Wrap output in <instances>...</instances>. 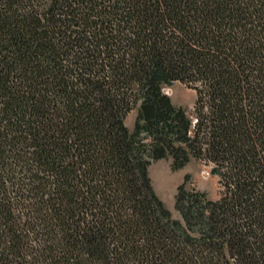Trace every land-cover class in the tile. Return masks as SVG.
<instances>
[{
  "label": "trees",
  "instance_id": "trees-1",
  "mask_svg": "<svg viewBox=\"0 0 264 264\" xmlns=\"http://www.w3.org/2000/svg\"><path fill=\"white\" fill-rule=\"evenodd\" d=\"M0 264H264V0H0Z\"/></svg>",
  "mask_w": 264,
  "mask_h": 264
},
{
  "label": "rangeland",
  "instance_id": "rangeland-1",
  "mask_svg": "<svg viewBox=\"0 0 264 264\" xmlns=\"http://www.w3.org/2000/svg\"><path fill=\"white\" fill-rule=\"evenodd\" d=\"M164 91L171 97L174 104L193 110L196 101V92L186 84L176 81L166 85ZM137 110L129 114L126 125L133 130ZM213 166L205 162L192 159L184 168L173 171L171 159H161L151 164L150 177L158 196L172 211L175 218H180L175 209V195L178 187L184 182L185 176L189 175L188 187H194L208 193L212 199H218L220 195L219 178L212 173Z\"/></svg>",
  "mask_w": 264,
  "mask_h": 264
}]
</instances>
